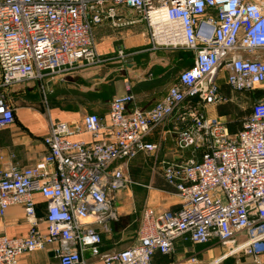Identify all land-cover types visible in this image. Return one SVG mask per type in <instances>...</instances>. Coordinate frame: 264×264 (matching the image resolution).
<instances>
[{
    "label": "built area",
    "instance_id": "built-area-1",
    "mask_svg": "<svg viewBox=\"0 0 264 264\" xmlns=\"http://www.w3.org/2000/svg\"><path fill=\"white\" fill-rule=\"evenodd\" d=\"M106 21L114 27L143 23L152 49L190 50L193 64L152 107L129 110L134 94L117 95L105 119L90 112L81 121L51 122L43 137L48 151L35 164L0 169V218L10 206L22 205L31 224L25 236L0 235V264H19L23 254L52 246L55 264H156L157 254L174 256L179 246L177 263L197 264L198 245L226 247L209 264L230 258L233 264H260L264 0H0V128L14 123L15 84L49 85L107 61L94 38L96 26ZM128 57L118 46L116 58L126 65ZM222 80L232 91L253 94L251 111L235 132L206 113L228 100ZM168 120L178 156L165 164L163 175L179 207L157 212L146 206L134 241L103 250L98 226L110 230L119 219L117 192L137 184L129 162L140 153H158L160 146L147 138ZM36 192L47 200L45 231Z\"/></svg>",
    "mask_w": 264,
    "mask_h": 264
},
{
    "label": "crops",
    "instance_id": "crops-1",
    "mask_svg": "<svg viewBox=\"0 0 264 264\" xmlns=\"http://www.w3.org/2000/svg\"><path fill=\"white\" fill-rule=\"evenodd\" d=\"M94 38L96 51L99 55L105 57L107 61L99 66L75 71L67 75L65 81H54L53 84L71 83L72 79H69L70 77L81 76L84 83L91 85L90 89L81 91L88 92L97 98L88 99L83 97L84 100H82L80 108L75 104H71L64 111L53 108L49 114L17 107L14 123L0 128V154L3 156L0 160V169H7L13 165L30 166L41 159L48 151L43 142V137L46 135L51 122L81 121L84 114L88 112H95L102 118H107L112 98L107 101L101 98L99 90L103 83L113 81L116 95H122L126 92L134 94V100L128 105L129 110L134 107L148 109L166 93L167 88L177 79L182 70L178 71L174 77L163 85L148 90L134 91V87L139 81L163 75V73L154 69L155 67L167 69L177 65L176 52L164 48L152 49L147 35V28L143 23L114 27L109 21H106L96 26ZM118 46H123L129 54L126 65H123L116 58ZM221 84L224 87L226 86L223 80ZM59 96H55L53 101ZM224 109L222 104L209 106L206 113L208 116H217L226 121L227 117ZM232 120H227V123L231 131L235 132L240 128L241 123L237 125L232 123ZM173 124V121L168 120L157 126L148 136V141L157 143L160 146L156 155L140 153L129 162L128 173L137 184H131L117 192L114 208L118 212L119 219L110 223V230L104 231L102 226L96 225L98 229L102 230L103 250L122 249L120 246L127 239L125 236L137 230L142 211L146 206L152 207L157 212L175 210L179 207L175 189L165 180L163 175L165 164L178 156ZM81 136L86 139L91 138L89 134L85 133ZM34 199L37 214L40 218L39 228L45 231L46 224L43 217L47 210V200L39 192L34 193ZM133 223L136 226L135 230L131 228ZM30 226L24 207L22 205H12L0 218V235L4 234L9 237L25 236L29 232ZM212 246L210 245L209 251L210 262L224 251L221 249L218 253H215ZM188 247L191 248V245H188ZM196 247L193 248L196 249ZM53 248L54 246L25 253L20 257L19 264H55L58 262V258ZM181 248L179 246L173 256L174 263L167 255L161 254L156 255L155 263L178 264L177 260L183 256ZM204 249L201 251H204ZM260 264H264V253L260 254Z\"/></svg>",
    "mask_w": 264,
    "mask_h": 264
},
{
    "label": "rangeland",
    "instance_id": "rangeland-1",
    "mask_svg": "<svg viewBox=\"0 0 264 264\" xmlns=\"http://www.w3.org/2000/svg\"><path fill=\"white\" fill-rule=\"evenodd\" d=\"M176 59H177L176 64L185 65L187 62V57L180 55L179 52L176 55ZM69 79H72L71 83L62 82L56 85L53 83H50L49 85H45V84L42 85V83L38 80H32V81L15 84L10 90V97L13 105L15 106V111L17 107H20V108H28L31 109L32 111H40L49 114V112H51L53 108H57L60 109V111L61 110L64 111L67 108H69L68 106H71V104H75V106L77 105L80 108L82 106L81 105L83 102L82 100H84L82 96L75 94H62L58 98L54 99V101L53 99H50L48 97L49 94L53 92V90L60 89L63 87H65L63 89H71V90L73 89L83 90V89L91 88L90 87L91 85L84 83L83 78L81 76H75L74 78L72 76ZM60 85H67V86H60ZM95 90L97 91V89ZM222 93L225 95L226 98H228L227 102L222 104L225 108L224 110L226 112L227 120L233 119L232 123H236L237 125L240 124L243 118L247 116L251 111V106L254 102L252 99L253 94L247 91L244 92L232 91L227 85L225 87L222 85ZM103 96L104 98H106L105 94H103ZM115 96H117L116 93L114 94L112 99ZM105 101L107 100L105 99ZM227 120L225 122H227ZM135 227L136 226L133 223L131 228L135 230ZM135 236H136V231L130 233L129 235H126L125 237L127 239H125L122 242L123 244L120 247L123 249V247L127 246L129 243L131 244L134 241ZM205 247L206 246L203 245H198V247H196L197 251H200V255H201L200 261L197 264L210 263V252H209L210 247H206V249H204ZM202 249H204V251H201ZM221 249L224 250L226 249V247L223 248L216 245V247L214 246L213 251L215 253H218ZM188 256H190V253L188 254ZM168 258L174 263L173 256H168ZM233 261L234 258H230L219 264H233ZM156 264H160V263L157 262Z\"/></svg>",
    "mask_w": 264,
    "mask_h": 264
},
{
    "label": "trees",
    "instance_id": "trees-1",
    "mask_svg": "<svg viewBox=\"0 0 264 264\" xmlns=\"http://www.w3.org/2000/svg\"><path fill=\"white\" fill-rule=\"evenodd\" d=\"M175 52H179L180 55L186 56L187 57V62L186 64H177V65H173L170 68L164 69L161 67H155L154 69H156L157 71H160L161 73H163V75L161 77H150L147 78L145 80H141L139 81L136 86L134 87V91H143V90H148L160 85H163L164 83H166L168 80H170L172 77H174L178 71H180L181 69L183 70L186 67H189L193 64V53L190 50L187 49H176L174 50ZM176 54V55H177ZM100 96L103 100H108L111 99L114 94H115V87H114V83L113 81H109L107 83H103L100 86ZM61 94H75V95H79L88 99H94L97 98L96 96H93L92 94L88 93V92H84L78 89H56L54 92L49 94V98L53 99L55 98V96L57 95H61ZM103 94L106 95V98H104Z\"/></svg>",
    "mask_w": 264,
    "mask_h": 264
}]
</instances>
